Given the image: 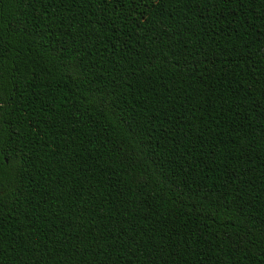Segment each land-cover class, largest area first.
I'll return each mask as SVG.
<instances>
[{
    "label": "trees",
    "instance_id": "obj_1",
    "mask_svg": "<svg viewBox=\"0 0 264 264\" xmlns=\"http://www.w3.org/2000/svg\"><path fill=\"white\" fill-rule=\"evenodd\" d=\"M0 264H264V0H0Z\"/></svg>",
    "mask_w": 264,
    "mask_h": 264
}]
</instances>
